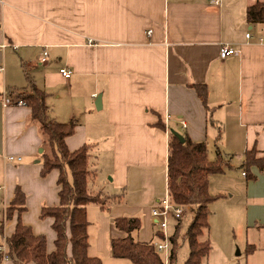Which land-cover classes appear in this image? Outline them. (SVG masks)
<instances>
[{
	"label": "crops",
	"instance_id": "crops-1",
	"mask_svg": "<svg viewBox=\"0 0 264 264\" xmlns=\"http://www.w3.org/2000/svg\"><path fill=\"white\" fill-rule=\"evenodd\" d=\"M258 1L264 0H0L2 241L20 219L47 237L49 252L55 249L53 219L40 215L44 206L60 203V172L41 174L45 136L31 107L4 106L12 93L36 87L46 93L49 119L76 122L69 149L91 145V187L120 195L104 205L87 204L91 256L109 264L122 259L113 256L111 242L127 236L114 222L126 215L146 224L137 240L156 241L152 208L168 189L169 141L176 130L207 142L211 161L219 155L227 161L223 172L210 176L209 190L243 215L249 255L264 260V172L253 165L246 173L243 166L251 149L264 156V25L247 19ZM223 44L237 53L221 58ZM63 67L70 77L60 73ZM196 85L205 87V100ZM99 95L101 109L95 106ZM131 185L148 203L123 197ZM17 188L26 209L7 218ZM210 231L209 217L205 237L212 247L203 264H234V242H220Z\"/></svg>",
	"mask_w": 264,
	"mask_h": 264
},
{
	"label": "trees",
	"instance_id": "trees-1",
	"mask_svg": "<svg viewBox=\"0 0 264 264\" xmlns=\"http://www.w3.org/2000/svg\"><path fill=\"white\" fill-rule=\"evenodd\" d=\"M247 19L252 24L264 25V1H258L247 9ZM201 98L205 100L206 89L196 85ZM13 99L24 98L32 109L31 117L41 128L45 136V151L41 153L46 176L58 169V183L61 187L60 203L56 206H44L41 218H52V228L56 233L55 249L48 251L47 237L36 235L32 227L19 219L12 237L6 240L9 260L15 264H103L99 257L88 252L89 220L87 204H106L118 200L120 195H109L91 187L95 173L91 169V145L86 143L76 151L67 145V137L75 133V121L59 122L49 119L44 90L34 88L31 93H12ZM227 161L220 155L215 161L209 159V148L205 141L196 142L185 136L182 142L174 134L169 141L168 190L173 202L190 212L192 219L185 231H182V218L177 219L174 233L170 236L172 250L170 264L178 258L177 250L182 243L189 245V255L184 264H203L208 257L212 244L205 235L209 230V204L219 198L209 190L210 176L224 171ZM257 166L264 172V156L257 157L255 149L245 153L243 166L246 173L249 167ZM249 179L256 175L248 174ZM25 194L17 188L16 198L7 211L9 218L13 211L19 213L26 209ZM118 229L126 232L124 238H114L111 242L113 256L127 259L133 264H165L162 255L155 248V241H140L134 233L141 228L139 217L122 216L115 219ZM159 225V224H158ZM160 227V225H159ZM4 224L0 222V245L3 239ZM163 231H157V239L163 238ZM203 238V239H202ZM249 247V252H251ZM3 254L0 253V264ZM240 264V263H237Z\"/></svg>",
	"mask_w": 264,
	"mask_h": 264
},
{
	"label": "rangeland",
	"instance_id": "rangeland-1",
	"mask_svg": "<svg viewBox=\"0 0 264 264\" xmlns=\"http://www.w3.org/2000/svg\"><path fill=\"white\" fill-rule=\"evenodd\" d=\"M110 179V177L108 176ZM123 197L127 198L129 202H134L140 199L142 204L148 203L145 202L148 196L143 192L139 191L137 188H133L132 185L127 189V191L123 194ZM165 197V194L163 195ZM162 197V198H163ZM161 198V199H162ZM223 201L221 200H214L209 204V209L211 212L210 215V224H211V231H210V237L211 234L214 235L220 242L226 240L228 242H234V247L231 251V255L234 260V264L240 263V264H248L250 261H254L256 264H264L263 256L261 254H253L249 255L250 252H248V244H247V235L245 232V226L243 222V215L237 216L234 213V206L228 207L223 205ZM3 212L2 207L0 203V219L2 218ZM129 216V215H126ZM140 218V217H139ZM192 219V215L190 212H186V214L182 218V231H185L188 225L190 224ZM141 220V227L142 224V218ZM176 219L171 216L169 219V229H168V235L171 236L174 233V226L176 224ZM155 228L160 229L159 225L154 224ZM92 228L90 229V235L91 238H93ZM146 229V224L144 223V226L142 229ZM139 231V230H138ZM138 231L134 233V237L138 238ZM144 231V230H143ZM250 238L252 236H249ZM203 239V238H202ZM160 239H156V241H159ZM91 242V241H90ZM260 248H264V234H262L261 241H260ZM239 250V253H238ZM178 258L176 260V263L174 264H184L185 260L187 259L189 255V245L187 242L182 243V245L177 250ZM258 255V256H257ZM213 260V259H212ZM103 264H109L108 261L105 259ZM112 264H133L129 260L121 259V260H114Z\"/></svg>",
	"mask_w": 264,
	"mask_h": 264
},
{
	"label": "built area",
	"instance_id": "built-area-1",
	"mask_svg": "<svg viewBox=\"0 0 264 264\" xmlns=\"http://www.w3.org/2000/svg\"><path fill=\"white\" fill-rule=\"evenodd\" d=\"M246 36L248 39L252 38L251 33H247ZM259 42L264 43V36L259 37ZM235 53H237L235 48H233L228 44H223L220 47L221 58H226ZM44 54L46 56L47 52L45 51ZM43 60H45V58H43ZM60 73L67 78L70 77L71 75V71L68 70L66 67L61 68ZM9 105L22 106V105H27V102L24 98L21 97L17 99L7 97L4 99V106H9ZM182 124L183 126H186L185 121H182ZM9 158L14 159L15 157L10 156ZM152 214L157 219V222L160 225L164 235L163 238H161L159 241H155V248L162 255L165 264H170L172 243L170 240V236L168 235L167 232L169 229V219L171 216H173L176 220L183 218V216L185 215V210L184 208L179 207L173 202L169 190L167 189L165 197L161 201H159L155 206H153ZM0 253L3 254V261H7L10 259L8 255V246L6 242L0 245Z\"/></svg>",
	"mask_w": 264,
	"mask_h": 264
},
{
	"label": "water",
	"instance_id": "water-1",
	"mask_svg": "<svg viewBox=\"0 0 264 264\" xmlns=\"http://www.w3.org/2000/svg\"><path fill=\"white\" fill-rule=\"evenodd\" d=\"M95 106H96L97 109H101V106H102L101 95L98 96L97 101L95 102ZM171 132H172V134L177 136L182 142L185 141V136L183 134H181L180 132H178L176 130H172ZM40 151L42 152L43 149H41ZM238 253H239V250H238Z\"/></svg>",
	"mask_w": 264,
	"mask_h": 264
}]
</instances>
